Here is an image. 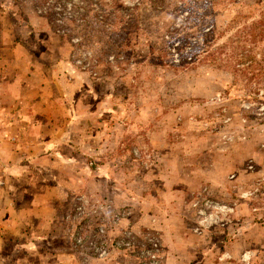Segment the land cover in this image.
<instances>
[{"label": "rangeland", "instance_id": "obj_1", "mask_svg": "<svg viewBox=\"0 0 264 264\" xmlns=\"http://www.w3.org/2000/svg\"><path fill=\"white\" fill-rule=\"evenodd\" d=\"M261 6L0 0V69L32 68L21 115L49 109L53 128L25 121L0 138L19 131L32 141L21 142V160L46 156L31 165L35 185L72 187L43 229L41 254L25 264H264L262 92L249 97L244 81L211 62L161 64L187 11L197 29L213 25L210 39L221 43ZM7 119L0 117L2 127ZM50 136L56 142L35 139ZM6 161L0 156V186ZM4 246L10 264L24 257L12 252L14 242Z\"/></svg>", "mask_w": 264, "mask_h": 264}, {"label": "crops", "instance_id": "obj_2", "mask_svg": "<svg viewBox=\"0 0 264 264\" xmlns=\"http://www.w3.org/2000/svg\"><path fill=\"white\" fill-rule=\"evenodd\" d=\"M16 65L14 63L9 65L7 62L3 69H0V117L6 119L8 117L11 119V114L14 116L16 115L14 119H17L18 116H23L21 114L26 115L28 113L24 108L25 105L23 100L21 101V98L23 99L25 96V94H23L26 88L25 84L34 82V75L31 73L32 68L28 69L27 63L23 64L24 68L22 72L16 69ZM51 114L49 109H44L39 112H32L30 116L27 115L28 119L22 117L23 121L20 123L15 122L16 120L10 122V120L7 119L9 122L6 126L2 127L0 124V131L7 130L8 133L11 129L20 131L21 123H25V121H28V124L31 121V127L29 128L39 127L51 131L53 129L52 124L50 121H47L51 118ZM44 116L45 121L35 120L38 119V117L39 119L40 117L44 118ZM19 131H17L18 134L15 135L17 137L12 140L0 138L1 149V145L5 142L9 144L8 142L10 141V143L13 144L10 151L7 149V152L0 154L2 158L10 160L3 163L5 170L3 168L2 174L5 177L2 176L4 183L2 182L3 186H0L1 264H10L11 252L10 250H5V243L14 242L15 246L12 252L18 251L24 255V257H19L16 260V264H25L28 255H34L38 252L41 254L38 246L45 236L43 229L47 226H51L57 203L66 199L69 190L72 189L69 185H61L60 182H57V185H35L37 173L33 170L31 165H35L34 162L46 156L41 155L43 154L41 151L28 158L32 164H30L29 161L21 160V152L19 149L21 142L23 144H29L32 141H26L25 138H22ZM35 139H37L39 143L42 141L43 143L51 141L56 142L51 136L48 139L39 137ZM73 178V176H70L68 180H73ZM10 181H14L15 184L12 185L13 183ZM59 189H63V193H66L65 196L59 198L56 195Z\"/></svg>", "mask_w": 264, "mask_h": 264}, {"label": "trees", "instance_id": "obj_3", "mask_svg": "<svg viewBox=\"0 0 264 264\" xmlns=\"http://www.w3.org/2000/svg\"><path fill=\"white\" fill-rule=\"evenodd\" d=\"M191 17V12L187 11L179 25H182V28H173V32H170V34L180 35V32L182 34L173 43V52L161 56V60L164 59V63L161 64L188 69L200 63L211 62L216 68L230 72L234 80L244 81L246 95L258 96L262 92L261 97L264 99V6H261L256 16L244 21L243 25L235 28L221 43L210 39L215 34L213 25L204 27L201 31L197 29L198 25H194V21H191ZM235 22L234 19L233 23ZM188 31L192 35L186 33ZM200 32L199 40L193 35Z\"/></svg>", "mask_w": 264, "mask_h": 264}, {"label": "built area", "instance_id": "obj_4", "mask_svg": "<svg viewBox=\"0 0 264 264\" xmlns=\"http://www.w3.org/2000/svg\"><path fill=\"white\" fill-rule=\"evenodd\" d=\"M126 245H129V243L127 242V243H125Z\"/></svg>", "mask_w": 264, "mask_h": 264}]
</instances>
